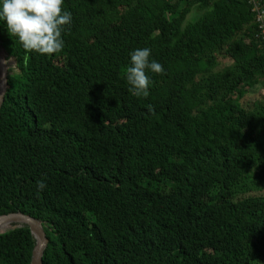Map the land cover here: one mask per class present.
Listing matches in <instances>:
<instances>
[{"label":"trees","instance_id":"16d2710c","mask_svg":"<svg viewBox=\"0 0 264 264\" xmlns=\"http://www.w3.org/2000/svg\"><path fill=\"white\" fill-rule=\"evenodd\" d=\"M62 10L72 20L49 55L0 22L19 70L0 109V216L43 223V264H264V100L247 96L264 87V39L250 1ZM144 47L163 73L133 95L126 68ZM34 247L27 226L0 234V264H31Z\"/></svg>","mask_w":264,"mask_h":264},{"label":"clouds","instance_id":"9594fccd","mask_svg":"<svg viewBox=\"0 0 264 264\" xmlns=\"http://www.w3.org/2000/svg\"><path fill=\"white\" fill-rule=\"evenodd\" d=\"M63 4L64 0H0V22L24 50L41 55L57 53L64 47V26L72 20L71 12L62 10ZM257 36L264 39L259 28ZM149 57L147 47L130 53L125 79L133 95H148L151 81L146 72L163 73L161 64ZM45 188L43 180L36 182L37 192Z\"/></svg>","mask_w":264,"mask_h":264},{"label":"water","instance_id":"95a60500","mask_svg":"<svg viewBox=\"0 0 264 264\" xmlns=\"http://www.w3.org/2000/svg\"><path fill=\"white\" fill-rule=\"evenodd\" d=\"M2 52L6 53L7 57L11 58L10 60H12L13 63L14 60L16 61L15 58L10 57L9 54L5 51V49L0 46V109L2 107V104L4 103L5 96L9 89L10 76L9 70L7 69L2 59ZM0 224H9L13 226L10 230L0 232V234H4L8 231L16 230L24 226L29 227L30 232L35 240V247L33 250L31 264H43V256L45 250L48 247L49 239L46 235L43 223L41 221L23 213H12L0 216Z\"/></svg>","mask_w":264,"mask_h":264},{"label":"rangeland","instance_id":"374dc122","mask_svg":"<svg viewBox=\"0 0 264 264\" xmlns=\"http://www.w3.org/2000/svg\"><path fill=\"white\" fill-rule=\"evenodd\" d=\"M198 13L194 16H192L190 18V21H194L197 17ZM11 59V58H10ZM10 59H8L10 61ZM5 65H8V62L6 60H3ZM19 70L17 68V63L16 61L14 60V63L11 65V67L9 68V73L10 75H13V74H16L18 73ZM248 97L254 99V100H257V99H262V101L264 100V87H261V86H252L251 87V92L249 94H247ZM248 187H252L253 189H259V188H262V183H259L257 180H253V181H250L248 184ZM8 227H13L12 225L11 226H8ZM10 230V229H9Z\"/></svg>","mask_w":264,"mask_h":264},{"label":"built area","instance_id":"2783aa9c","mask_svg":"<svg viewBox=\"0 0 264 264\" xmlns=\"http://www.w3.org/2000/svg\"><path fill=\"white\" fill-rule=\"evenodd\" d=\"M249 1L256 15L255 20L260 30V33L264 37V6L262 5L261 0H249Z\"/></svg>","mask_w":264,"mask_h":264},{"label":"bare ground","instance_id":"6f19581e","mask_svg":"<svg viewBox=\"0 0 264 264\" xmlns=\"http://www.w3.org/2000/svg\"><path fill=\"white\" fill-rule=\"evenodd\" d=\"M2 59L3 60H6L7 62H8V65H6V67H7V69L9 70V68L11 67V65L13 64V61L12 60H8V59H10L9 57H7V54L6 53H4V52H2ZM8 226H11V225H5V224H0V231L1 230H4V229H6ZM8 228H12V227H8ZM6 231V230H5Z\"/></svg>","mask_w":264,"mask_h":264}]
</instances>
